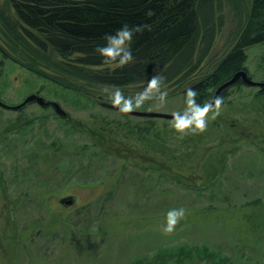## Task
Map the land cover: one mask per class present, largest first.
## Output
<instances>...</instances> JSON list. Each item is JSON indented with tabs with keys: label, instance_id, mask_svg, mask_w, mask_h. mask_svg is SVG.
I'll return each instance as SVG.
<instances>
[{
	"label": "rangeland",
	"instance_id": "374dc122",
	"mask_svg": "<svg viewBox=\"0 0 264 264\" xmlns=\"http://www.w3.org/2000/svg\"><path fill=\"white\" fill-rule=\"evenodd\" d=\"M249 1L220 0L197 71H213L230 49ZM0 16L15 19L10 0H0ZM246 53V72L264 81V45ZM30 55L0 20V98L13 104L40 90L67 112L0 108V264H264L263 89L228 87L208 130L179 139L172 120L101 105L117 89L134 98L148 82L86 97L67 87L80 81L56 60ZM184 85L163 83L166 105L149 100L138 111L183 112ZM66 196L71 206L60 203ZM179 208L186 219L164 235Z\"/></svg>",
	"mask_w": 264,
	"mask_h": 264
},
{
	"label": "trees",
	"instance_id": "16d2710c",
	"mask_svg": "<svg viewBox=\"0 0 264 264\" xmlns=\"http://www.w3.org/2000/svg\"><path fill=\"white\" fill-rule=\"evenodd\" d=\"M10 1L15 19L0 16L6 32L28 49L31 60H56L54 68L65 71V78L80 81L70 80L67 87L86 97L143 84L159 74L165 84L171 82L178 88L185 84L184 95L188 88L195 89L197 103L203 105L213 88L234 72L246 71L248 48L264 45V0L249 1L232 46L213 71L203 73L197 69L213 46L220 0ZM124 24L142 29L131 43L134 60L123 68L106 65L96 49L106 44V35L115 34ZM71 70L80 75L75 77ZM239 84L243 83L232 86Z\"/></svg>",
	"mask_w": 264,
	"mask_h": 264
},
{
	"label": "clouds",
	"instance_id": "9594fccd",
	"mask_svg": "<svg viewBox=\"0 0 264 264\" xmlns=\"http://www.w3.org/2000/svg\"><path fill=\"white\" fill-rule=\"evenodd\" d=\"M140 27H128L124 24L115 34L104 37L106 44L98 47L96 51L102 56L103 63L109 66L123 68L133 62L134 57L131 51V43L135 33L140 32ZM164 77L159 74L153 75L147 83V87L136 94L134 98H125L119 89L111 95V102L121 114H130L144 105L146 101L157 102V108H163L167 103L168 93L162 90ZM107 91V89H105ZM186 108L181 113L173 111L171 127L179 134L178 138L183 139L187 135L203 134L208 130V125L220 116L224 100L222 96H216L211 102L203 105L197 103V92L188 88L185 93ZM151 110V109H150ZM186 219V209H171L167 213L166 226L163 227V234L166 236L175 233L177 225L181 220Z\"/></svg>",
	"mask_w": 264,
	"mask_h": 264
},
{
	"label": "water",
	"instance_id": "95a60500",
	"mask_svg": "<svg viewBox=\"0 0 264 264\" xmlns=\"http://www.w3.org/2000/svg\"><path fill=\"white\" fill-rule=\"evenodd\" d=\"M74 1L78 2V1H84V0H74ZM238 81H240L241 83L247 86H251V87L257 86L260 89H264V81L262 82L254 81L253 79L250 78V76L245 70L241 69V70L234 72L232 76L230 77V79H227L226 81L222 82L216 88L211 101H213L216 96L218 95L220 96L222 93V90L234 85ZM30 103H36L43 108L51 107L52 110L62 119L67 117V112L64 109H62L60 103L55 100H46L44 96L40 94V90L29 93L18 103H13V104L7 103V102H4V100L0 98V108L9 110V111H16V112L20 111ZM101 105L109 109L118 110L117 108L113 106L112 103L102 102ZM130 115L138 116V117H146V118H162L166 120H172V116L169 113L167 114V113H162V112H153V111L146 112V111L136 110L130 113ZM73 202H74L73 199L67 196L60 199V203L62 205L71 206Z\"/></svg>",
	"mask_w": 264,
	"mask_h": 264
},
{
	"label": "flooded vegetation",
	"instance_id": "af4514ba",
	"mask_svg": "<svg viewBox=\"0 0 264 264\" xmlns=\"http://www.w3.org/2000/svg\"><path fill=\"white\" fill-rule=\"evenodd\" d=\"M30 104H32V103H30ZM29 105V104H28ZM27 107V106H26ZM48 108H51V107H48ZM24 109V108H23ZM51 110H52V108H51ZM20 112V111H19Z\"/></svg>",
	"mask_w": 264,
	"mask_h": 264
}]
</instances>
